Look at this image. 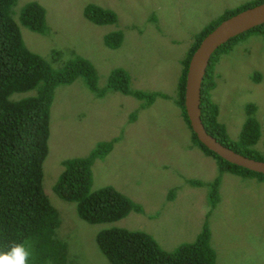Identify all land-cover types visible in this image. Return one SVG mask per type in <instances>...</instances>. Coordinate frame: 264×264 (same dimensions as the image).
Segmentation results:
<instances>
[{
	"label": "rangeland",
	"instance_id": "374dc122",
	"mask_svg": "<svg viewBox=\"0 0 264 264\" xmlns=\"http://www.w3.org/2000/svg\"><path fill=\"white\" fill-rule=\"evenodd\" d=\"M30 0H16L14 19ZM46 10L45 34L19 26L26 46L53 67L74 56L89 60L97 86L106 85L111 69L121 67L131 88L162 91L146 108L131 95L106 90L96 96L81 77L58 85L50 107L48 153L43 161L44 188L59 213L58 237L68 245V264H110L95 235L105 228L122 227L151 234L166 250L193 241L206 221L208 186L190 179L213 180L217 165L191 140V131L174 103L177 82L194 36L225 10L255 0H36ZM92 2L114 10L116 24L98 25L83 15ZM16 20V19H15ZM120 29L117 48L104 44V35ZM215 68L211 97L219 107L218 120L236 139L246 117V105L257 106L261 135L255 147L264 156V39L251 34ZM260 72L261 80L252 75ZM137 109V110H136ZM134 120H130L132 112ZM118 136L111 151L92 166V190L111 185L143 207L106 223H87L76 202L60 198L53 185L61 160L87 154L101 140ZM221 200L209 213L210 242L216 264H264V182L222 174ZM174 192V198L168 194Z\"/></svg>",
	"mask_w": 264,
	"mask_h": 264
},
{
	"label": "trees",
	"instance_id": "16d2710c",
	"mask_svg": "<svg viewBox=\"0 0 264 264\" xmlns=\"http://www.w3.org/2000/svg\"><path fill=\"white\" fill-rule=\"evenodd\" d=\"M264 0L246 2L234 9L225 10L218 18L209 22L194 36L177 82L174 103L191 131L194 144L215 159L218 174L204 182L190 179L193 186H208L209 203L206 221L196 238L175 247L164 249L151 234L141 230L110 227L99 230L95 241L110 264H216V252L211 245L207 219L220 199L221 175L230 172L242 178H253L264 182V174L233 164L203 145L193 132L184 106L185 76L189 59L201 39L225 18ZM16 0H0V251H5L12 241L28 239L33 248L30 264H68V245L56 233L59 213L50 202L44 188L43 161L48 153L50 107L58 85L70 84L81 77L96 96L106 90L131 95L140 101V108L150 106L157 97L170 99L162 91H146L130 87L129 75L121 67L110 70L106 85L97 86L94 65L82 56H74L64 64L53 67L51 60L31 51L25 44L19 26L45 34L46 10L38 1L30 0L19 10L14 19L12 6ZM83 15L98 24H116L114 10L89 2L83 7ZM251 34L264 39V23L242 32L220 45L210 57L201 83V119L208 133L232 150L259 160L264 156L255 145L261 129L255 115V103L246 105V117L236 139L228 136L226 126L218 120L219 107L211 97L215 88V68L221 55L229 54ZM123 32L115 29L104 35V44L117 48ZM252 80H261L260 72ZM137 110V109H136ZM132 112L130 120H134ZM119 137L101 140L85 155L61 160L63 169L57 177L53 190L66 201L76 202L78 216L87 223L113 222L125 217L130 211L144 212L142 205L111 185L92 190V166L97 158H104ZM168 199L174 198L169 192Z\"/></svg>",
	"mask_w": 264,
	"mask_h": 264
},
{
	"label": "water",
	"instance_id": "95a60500",
	"mask_svg": "<svg viewBox=\"0 0 264 264\" xmlns=\"http://www.w3.org/2000/svg\"><path fill=\"white\" fill-rule=\"evenodd\" d=\"M261 23H264V1L225 18L201 39L188 62L184 106L191 128L203 145L233 164L264 174V160L242 155L207 132L201 119L200 109L201 83L211 55L230 38Z\"/></svg>",
	"mask_w": 264,
	"mask_h": 264
},
{
	"label": "clouds",
	"instance_id": "9594fccd",
	"mask_svg": "<svg viewBox=\"0 0 264 264\" xmlns=\"http://www.w3.org/2000/svg\"><path fill=\"white\" fill-rule=\"evenodd\" d=\"M224 173H230V172H224ZM221 179H222V175H221ZM220 186H219V194H220ZM220 200H221V196L219 202ZM33 255L34 254H33L32 244L28 239H24L20 241H12L9 247L7 248V250L0 251V264H30V261L33 259Z\"/></svg>",
	"mask_w": 264,
	"mask_h": 264
}]
</instances>
